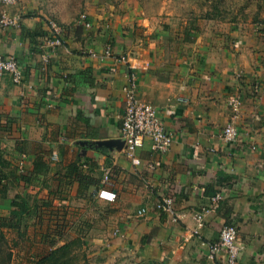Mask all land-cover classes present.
Masks as SVG:
<instances>
[{
  "label": "crops",
  "instance_id": "obj_1",
  "mask_svg": "<svg viewBox=\"0 0 264 264\" xmlns=\"http://www.w3.org/2000/svg\"><path fill=\"white\" fill-rule=\"evenodd\" d=\"M94 2L85 20L80 15L53 28L32 1L22 0L10 9L20 14L19 27L0 30V55L15 56L23 68L20 83L0 78V142L19 173L32 168L38 153L49 167L20 188L48 194L61 181L55 197L63 204L112 192L106 202L115 209L114 230L87 241L99 264H216L208 244L224 223L237 227L242 262L264 264V41L252 31L228 29L172 45L128 1ZM54 35L60 44L52 47L46 38ZM131 72L138 99L173 133L165 153L144 138L138 164L124 153L119 133ZM235 94L239 137L226 142L221 132L232 119L228 100ZM71 162L93 181L81 194L65 176ZM92 163L97 167L90 171ZM104 169L109 185L98 177ZM167 195L175 220L155 208ZM141 208L145 213L138 214Z\"/></svg>",
  "mask_w": 264,
  "mask_h": 264
},
{
  "label": "rangeland",
  "instance_id": "obj_2",
  "mask_svg": "<svg viewBox=\"0 0 264 264\" xmlns=\"http://www.w3.org/2000/svg\"><path fill=\"white\" fill-rule=\"evenodd\" d=\"M49 26L60 27L84 13L87 4H120L128 1L136 17L168 36L170 44L191 41L205 32L241 30L253 32L264 41V0H30ZM86 15V14H85ZM251 32V33H252ZM8 160L5 172L17 173V162L4 151ZM58 175V174H54ZM99 179L102 177L99 174ZM5 197L0 196V264H38L40 254L62 247L54 257L62 264H99L87 241L114 230L115 209L105 200L88 197L69 199L60 204L54 195L38 194L34 188H20L9 175ZM47 185V184H46ZM99 195V192H98ZM27 199L30 212L13 213L12 201ZM52 242V245L49 246ZM45 264V262L43 263Z\"/></svg>",
  "mask_w": 264,
  "mask_h": 264
},
{
  "label": "built area",
  "instance_id": "obj_3",
  "mask_svg": "<svg viewBox=\"0 0 264 264\" xmlns=\"http://www.w3.org/2000/svg\"><path fill=\"white\" fill-rule=\"evenodd\" d=\"M22 0H0V30L9 28H18L20 25V14L10 11L11 8L17 6ZM83 20L86 15L80 16ZM89 21L86 22L88 24ZM53 28H58L52 26ZM49 46H57L60 39L55 35L46 38ZM106 56L110 55V45L104 49ZM94 55V53H91ZM47 57H43V61H47ZM135 68V65H133ZM8 76L13 83H20L23 79V68L13 55H0V78ZM136 82L134 72L130 73V80L124 87L125 106L120 116L119 133L123 139L124 153L130 158L133 164L139 163L136 150L143 145L144 138H150L152 148L160 153H165L171 146L173 141V133L167 130L163 121L157 113V110L149 103L142 102L136 95ZM229 106L232 110V119L222 128V138L226 142H234L239 137V131L234 123L237 116L241 99L235 94L229 98ZM20 168H22L20 166ZM102 183L109 185L110 172L104 169ZM99 196L106 200H113L112 192L105 190L99 191ZM222 198L220 193L215 194L212 199L218 201ZM155 208L163 213L173 216V198L171 196H162L155 203ZM145 208L138 210V214L145 213ZM197 224L201 226L202 215L196 214ZM238 231L233 223H224L219 231L218 239L208 244V258L216 261V264H244L241 260V247L237 240Z\"/></svg>",
  "mask_w": 264,
  "mask_h": 264
},
{
  "label": "trees",
  "instance_id": "obj_4",
  "mask_svg": "<svg viewBox=\"0 0 264 264\" xmlns=\"http://www.w3.org/2000/svg\"><path fill=\"white\" fill-rule=\"evenodd\" d=\"M93 146L95 148H99L102 149L103 147H99L97 146L95 143H93ZM8 160L3 159L0 156V196L3 198L6 195L7 192V184L6 181L9 177V175L13 176L17 182L22 183V185H30L35 183L37 180L40 179V175H45L48 170L49 167L47 165L46 162H44L42 160V156L38 153L32 162V168L29 171L23 172V173H19L17 170V173L12 172V171H7L5 172L3 170V168H1V166H6L8 165ZM92 167H90V171H93V168H95L96 164L92 163ZM97 167V166H96ZM57 173V172H56ZM58 174V173H57ZM65 176L68 177H73V179L75 181H77L78 183V189L77 192L78 194L83 193L86 189L89 188L92 180V178L89 177L88 174H84L82 171L81 166L79 165L78 162H71L66 168H65ZM61 181H59L58 183V187L55 189H52L48 192L47 195H60L58 194V192L60 193V184ZM69 183L66 182L65 185H68ZM21 185V184H20ZM57 197V196H56ZM59 197V196H58ZM59 202H61L60 204L63 203V199L59 197ZM18 200H14L12 201V206L14 207L13 209V213L14 214H18L20 216L24 215V214H28L30 212L29 210V206H27V199L23 196L18 197ZM52 245V242L49 246ZM62 247L56 248L54 250H50L47 253H43L40 254L37 258V262L38 264H43L45 262V264H62L61 258H55L54 255L59 252V250H61Z\"/></svg>",
  "mask_w": 264,
  "mask_h": 264
},
{
  "label": "water",
  "instance_id": "obj_5",
  "mask_svg": "<svg viewBox=\"0 0 264 264\" xmlns=\"http://www.w3.org/2000/svg\"><path fill=\"white\" fill-rule=\"evenodd\" d=\"M97 144L110 146V144H113V142H112V140H101V141H97Z\"/></svg>",
  "mask_w": 264,
  "mask_h": 264
}]
</instances>
